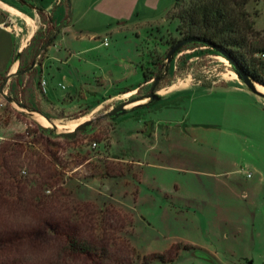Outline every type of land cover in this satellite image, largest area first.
Wrapping results in <instances>:
<instances>
[{
  "label": "rangeland",
  "instance_id": "obj_1",
  "mask_svg": "<svg viewBox=\"0 0 264 264\" xmlns=\"http://www.w3.org/2000/svg\"><path fill=\"white\" fill-rule=\"evenodd\" d=\"M190 1L174 4L161 20H140L136 24L140 41L135 36L127 40L111 36L112 46L108 49L100 45L101 40L84 48L68 44L65 36L64 40L58 39L52 53L64 58L70 52L71 67L46 63L44 78L49 83L46 95L57 104L70 94L66 100L74 101V105L63 108L55 104L45 112L36 111L40 108L37 107L40 102L37 105L36 101L44 98L39 68L33 72L29 69L33 63L42 65L47 59L48 49L44 48L63 32L60 26L66 22L65 15L59 21L33 0H0V6L3 3L17 9L10 11L17 26L23 29L17 44L25 45L18 57L15 52L7 68L15 59L14 63L20 61L18 73L27 72L21 76L0 75V144L18 139L33 143L34 149L42 154L46 145H50L61 159L65 157L70 169L50 190L41 191L43 198L53 197L62 202L63 218L89 223L90 219L99 218L91 210L109 207L128 215L134 230L130 242L137 252L129 264H142L144 256L167 253L175 244L192 249H182L172 264H264V212L260 209L264 196L259 197L257 191L252 193L251 187L264 172V120L251 115L242 127L213 124L201 120L199 112L184 101L172 107L174 97L162 100L161 95L175 86H246L229 60L210 48L190 44L168 57L173 45L182 39L177 15ZM247 10L254 29L251 45L264 48V0H253ZM72 24H77V31L82 26L89 27L77 23L76 16ZM138 45L142 67L149 78L146 83L141 73L127 70L123 63L131 57L137 60ZM40 50L43 51L36 57ZM255 57H261L260 53ZM75 86L82 89L75 91ZM131 88H137L136 93L126 96ZM261 93L263 97H259L264 100V92ZM150 95H157L160 100L151 102ZM120 105H125L123 114L115 118L107 116ZM40 116L49 121L51 126L47 128L56 135L71 132L68 125L72 122L90 125L87 131L77 133L73 143L56 139L52 140L53 146L38 132ZM153 125L158 130L151 137ZM139 130L142 133L137 134ZM75 159L81 165L71 164ZM106 164L112 167V174L123 175L107 177ZM208 173L219 175L225 183L233 181L235 187L226 193L228 203L215 206L213 213L202 202L200 187L210 177ZM20 176L39 179L27 164ZM36 186V181L29 184ZM261 189L264 191V187ZM244 191L248 193L247 199L242 196ZM236 231L240 235L232 247L226 236L231 237ZM93 233L101 234L97 230ZM118 237L125 238V232ZM207 247L212 248L207 251ZM45 248L24 246L19 254L26 261L24 264H46L49 255Z\"/></svg>",
  "mask_w": 264,
  "mask_h": 264
},
{
  "label": "trees",
  "instance_id": "obj_2",
  "mask_svg": "<svg viewBox=\"0 0 264 264\" xmlns=\"http://www.w3.org/2000/svg\"><path fill=\"white\" fill-rule=\"evenodd\" d=\"M252 1L191 0L177 15L182 39L173 47L181 41L191 40L180 49L190 44L210 48L229 58L235 71H241L253 84L264 87V58L255 57L258 53L264 55V48L252 47L250 42L254 29L247 7ZM180 2L182 0H175V6ZM214 47L221 49L225 55ZM142 72L146 83L149 78L143 67ZM38 132L45 135L47 143L53 146L52 140L63 139L67 144L75 140L41 127ZM18 138L23 136L18 135ZM34 148L33 143L18 139L0 144V264H24L26 261L19 254L24 246H31L35 250L46 247L49 255L44 261L46 264L133 262L137 252L130 242L134 232L132 219L113 207L91 210L99 218L90 219L89 223L63 218L60 213L62 202L53 197L44 199L41 191L50 190L60 182L70 169V163L53 152L50 145H46L45 154ZM62 151L66 152L67 149L62 148ZM73 163L81 165L77 159L71 161ZM25 164L39 179L20 176ZM111 168L105 165L107 177L123 175L112 174ZM32 181L37 182L36 187H29ZM15 197L17 201H14ZM95 230L101 234H94ZM122 232H125V238L118 237ZM182 249L192 248L175 244L167 253L144 256L142 264H152L154 261L172 264Z\"/></svg>",
  "mask_w": 264,
  "mask_h": 264
},
{
  "label": "crops",
  "instance_id": "obj_3",
  "mask_svg": "<svg viewBox=\"0 0 264 264\" xmlns=\"http://www.w3.org/2000/svg\"><path fill=\"white\" fill-rule=\"evenodd\" d=\"M34 3L42 8L47 14H53L55 18L60 21V18L65 15L62 23L63 32L59 33L54 39L53 43L47 47V59L43 62L42 65H39L37 62L33 63L30 72H33L35 68L38 69V75L42 82H45L41 86L43 88L44 97L43 100L38 99L40 107L38 110H43L48 112L47 107L53 106L54 103L47 97L48 85L49 83L44 78V70L46 63H60L65 66L71 67L69 65L71 60L70 52H67L64 58H61L52 53L53 48L56 45L58 39L68 40L70 45H82L86 48L85 45L90 42H97L101 40V46H104V40L106 39L109 43L107 47L110 49L112 44H110V37L121 39H128L127 37L135 36L139 41L141 37L136 35V24L141 21L145 22H155L163 19L166 14L173 8L175 0H55L56 2H50L49 0H33ZM6 5V4H5ZM9 7V6H8ZM15 16L8 9L0 6V75H25L27 72L18 73L20 69V61H17L7 68V63L13 56L15 52L19 54L22 53L25 45L21 43L17 44V39L19 37L12 33L11 31L5 29L3 24L8 21V19H13ZM76 16L77 23H86L88 28H83L77 31L76 25L72 24V19ZM16 20V19H15ZM119 41H115L118 44ZM105 47V46H104ZM139 45L136 47L137 60H134V57H131L129 60L123 61L124 66L131 68L135 72H142V63L141 57L138 50ZM93 48V47H92ZM114 52V51H111ZM109 52V53H111ZM17 55V56H18ZM69 56V57H68ZM126 64H130L128 67ZM135 66V67H132ZM49 68H52L50 65ZM60 71V68H57ZM104 79V78H103ZM144 81V80H143ZM30 86L32 91H34L33 83ZM142 85V83H140ZM103 86V85H101ZM75 91L81 90L82 87H74ZM137 88L128 89L126 96H132L136 93ZM163 99L173 98L172 104L177 107L178 103L184 101L187 106L195 108V112H199V117L203 121L208 123L218 124V123H230L235 127H242L246 124L247 120L251 115H255L258 118L264 120V100L261 99L258 95L254 94L249 90L248 87L241 84H232V85H219L215 84L211 87H205L199 84H189L184 86H175L171 87L166 95H161ZM66 97H71L70 94L63 98L62 102L57 103L56 105L62 106L63 108H69L74 105V101H67ZM232 122V123H231ZM158 128L153 125L150 128V136L157 134ZM142 133L141 130L137 131V134ZM121 161L119 159H116ZM263 161V159H262ZM135 166V163H133ZM138 164V163H137ZM259 164V163H257ZM139 165V164H138ZM259 166V165H258ZM210 177H207V180L200 185L202 187L203 199L202 201L206 209L212 213L213 208L218 205H224L228 203V198L226 193L234 191L233 181L225 183L220 180L219 175L209 174ZM248 177L250 174L247 175ZM259 179L256 180L251 187L252 193L259 194V197L264 196V191L261 187H264V172L259 175ZM264 190V189H263ZM243 198H248V193L244 191L242 193ZM261 212H264V200L260 205ZM219 214H217L218 217ZM239 231L233 233V236H226V241L229 242L231 246L234 243H237L239 237ZM213 247V246H212ZM212 247H207V251L211 250ZM233 247V246H232ZM231 248V247H230Z\"/></svg>",
  "mask_w": 264,
  "mask_h": 264
},
{
  "label": "water",
  "instance_id": "obj_4",
  "mask_svg": "<svg viewBox=\"0 0 264 264\" xmlns=\"http://www.w3.org/2000/svg\"><path fill=\"white\" fill-rule=\"evenodd\" d=\"M60 27H62V26H60ZM189 42H192V41L191 40H188V41H181V42H179L177 45H175L174 47H172V49L169 51L168 57L171 58L182 46H184L185 44H187ZM214 49L217 50V51H219V52H221L223 55H225V53L221 49L215 48V47H214ZM41 52H42V50L38 51L36 57L39 56L41 54ZM226 59H228L229 62L231 63V61H230L229 58L226 57ZM235 72H236L238 78L243 82V84H245L254 94L263 97V93H261L260 91L257 90L255 84H253V82H251L247 78V76L245 74H243L239 70H236ZM148 98L151 99V102H155V101L160 100V97L157 96V95H150ZM131 103L132 102H129L127 104H131ZM124 107H125V105H120V106L112 109L110 112L107 113V116L108 117H111V118H115V117L120 116L121 114H123L125 112ZM89 125H90L89 122L82 123V124L78 125L73 131H71L69 133L63 134V136L66 137V138H68V139H74L76 137V135H77L78 132H85V131H87ZM41 128L48 129L47 127H44L42 125H41Z\"/></svg>",
  "mask_w": 264,
  "mask_h": 264
},
{
  "label": "bare ground",
  "instance_id": "obj_5",
  "mask_svg": "<svg viewBox=\"0 0 264 264\" xmlns=\"http://www.w3.org/2000/svg\"><path fill=\"white\" fill-rule=\"evenodd\" d=\"M1 5L4 7V8H6V9H8L9 11H16V10H14L13 8H11V7H8L7 5H5V4H3V3H1ZM33 28H34V26H33ZM255 86H256V88L258 89V90H260L261 92H264V87H262V86H260V85H257V84H255ZM134 104V103H133ZM132 105V104H131ZM38 116V115H37ZM36 117V116H35ZM39 122L41 123V125L42 126H44V127H50L51 126V124L49 123V121L48 120H46L44 117H39ZM79 125V123H77V122H72V123H70L68 126L70 127V130L71 131H73V129L74 128H76L77 126Z\"/></svg>",
  "mask_w": 264,
  "mask_h": 264
},
{
  "label": "built area",
  "instance_id": "obj_6",
  "mask_svg": "<svg viewBox=\"0 0 264 264\" xmlns=\"http://www.w3.org/2000/svg\"><path fill=\"white\" fill-rule=\"evenodd\" d=\"M3 27L11 31L12 33H15L17 36H19L23 32V29L18 27L15 21H13V19H8V21L3 24ZM104 46L105 47L109 46V43L107 42L106 39L104 40ZM261 57L264 58V55H261ZM42 84L44 85L45 82H42ZM95 145L96 144H94V146Z\"/></svg>",
  "mask_w": 264,
  "mask_h": 264
},
{
  "label": "flooded vegetation",
  "instance_id": "obj_7",
  "mask_svg": "<svg viewBox=\"0 0 264 264\" xmlns=\"http://www.w3.org/2000/svg\"><path fill=\"white\" fill-rule=\"evenodd\" d=\"M47 49V47L44 48V50ZM43 51V50H42Z\"/></svg>",
  "mask_w": 264,
  "mask_h": 264
}]
</instances>
